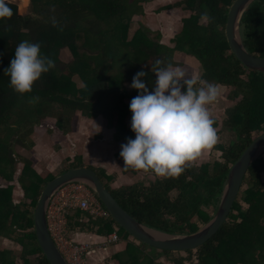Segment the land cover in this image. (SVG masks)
Returning <instances> with one entry per match:
<instances>
[{
  "label": "trees",
  "instance_id": "obj_1",
  "mask_svg": "<svg viewBox=\"0 0 264 264\" xmlns=\"http://www.w3.org/2000/svg\"><path fill=\"white\" fill-rule=\"evenodd\" d=\"M152 1L29 0L32 15L28 16H20L17 5L6 2L13 14L0 19V176L8 182L0 183V239L7 237L21 248L0 246V264H50L35 236L33 208L44 184L55 175L42 177L33 168L35 159L21 157L14 144L33 151L28 136L35 125L53 118L62 133H67L73 129L71 115L77 111L86 117L101 115L114 132L123 130L119 139L126 142L134 133L125 127L124 119L131 115L128 105L137 95V90L129 85L141 68L148 73L145 79L151 85V69L157 59L163 62L161 66H174L175 52L194 57L200 63L203 80L227 88V98L233 104L226 108L223 125L235 133V138L228 146H219L222 159L212 164L191 163L175 177L156 176L146 183L138 180L117 187L111 186L115 176L131 168L107 174L102 167L79 162L70 163L61 171L81 165L91 167L119 204L138 221L168 233H189L210 220L231 166L264 131V73L245 67L231 52L225 34L235 0H181L174 4L175 8L190 12V16L184 18L173 48L161 41V34L152 38V30L145 25L130 40L127 38L133 18L144 17L145 5ZM27 2L20 0L24 6ZM205 11L213 17L211 22L202 18ZM240 32L246 49L264 57V0H255L248 7ZM23 40L39 42L41 52L54 60L55 67L34 82L31 92L20 95L8 86L9 77L3 70ZM62 49L72 52L70 64L60 62ZM74 76L80 79L81 86L72 79ZM17 158L24 166L16 178ZM14 180L22 189L17 201L13 198L14 185L10 184ZM67 226L70 232H93L103 238L116 231L118 239L125 242L123 250L112 255L118 264L154 262L147 258L143 242L110 214L94 217L75 209L67 215ZM161 251L168 256L173 253ZM184 251L186 256L170 257V261L264 264V153L250 166L221 228L205 243ZM17 258H21V263Z\"/></svg>",
  "mask_w": 264,
  "mask_h": 264
},
{
  "label": "clouds",
  "instance_id": "obj_2",
  "mask_svg": "<svg viewBox=\"0 0 264 264\" xmlns=\"http://www.w3.org/2000/svg\"><path fill=\"white\" fill-rule=\"evenodd\" d=\"M12 9L0 0V19L11 17ZM202 18L211 22L207 11ZM55 24V21H53ZM39 42L23 40L13 51L3 73L9 77L13 92L24 95L55 62L41 52ZM157 59L152 67L151 85L141 68L132 77L130 88L137 90L128 109L129 127L134 136L120 145L119 157L124 168L157 177H175L197 160L203 151L218 141L214 120L208 106L219 95L218 86L199 76H186L179 66H161Z\"/></svg>",
  "mask_w": 264,
  "mask_h": 264
},
{
  "label": "rangeland",
  "instance_id": "obj_3",
  "mask_svg": "<svg viewBox=\"0 0 264 264\" xmlns=\"http://www.w3.org/2000/svg\"><path fill=\"white\" fill-rule=\"evenodd\" d=\"M6 1L12 2L17 5V13L20 16L32 15L29 0L25 6L20 4V0ZM179 1L181 0H154L146 4L144 17L141 18L140 16H135L133 18V21L130 23L127 38L130 40L133 37L135 31L140 28L141 25H145L152 30V38H156L158 34H161L160 39L163 43L169 45L171 48L175 47V39L182 30L184 18L190 16V12L185 11L181 8L174 7V4ZM78 50L81 52L82 48L80 47ZM58 58L60 62L64 64H70L72 60V52L69 51V49H62L59 53ZM174 61L176 62L174 66L181 67L186 76L201 77L202 69L200 63L194 57L175 52ZM72 79L76 82L77 86L82 85V82L78 77L74 76ZM217 86L219 89L217 100L213 104L209 105L208 108L214 120L213 126L216 128L218 141L211 149L203 151L201 156L191 163H196L198 165L205 163L212 164L216 160H221L222 150L219 146L221 144L228 146L230 144V141L235 138V133L230 129L225 128L223 125L226 119V108L231 106L233 102L227 98V88L220 84H218ZM55 106H57V104ZM130 117L131 115L126 116V118L124 119V125L129 129ZM70 121L73 125V129H71L67 133H62L61 127L60 125H57L58 122H56V119L45 118L42 124L35 125L33 127L32 133L28 136L31 141L30 147L33 151L18 144H14L13 148L23 158H34L35 162L33 168L42 177H45L49 173L56 175L62 172L61 170L66 168L70 163H84V161L86 160L83 159L84 157L80 159L81 156H77L78 154L76 151L77 149L79 151V147L81 145L83 146L86 140L95 141L100 137H105L108 135H114L115 139H119L122 138L123 135V130L121 133H117L116 131L111 132L112 128L110 129L108 127V125L106 124V120L101 115L95 118H88L77 111L75 112V115L73 117L71 115ZM131 137H133V135ZM94 145V148L96 149L97 146L96 144ZM95 151H97V149ZM119 160L121 161V163L123 162L121 158ZM90 161L97 164L98 158H94ZM23 166L24 163L17 158L16 165L14 167V175L16 178ZM110 168L111 167L108 166L107 170ZM122 168L123 167H121L120 169ZM154 177L156 176L131 169L120 174L117 180L111 183V186L117 187L122 184L131 183L138 180L146 183L148 182V180L153 179ZM1 182L5 184L8 183L4 177L2 178L0 176V183ZM11 183L14 185L13 198L17 201L22 195V189L20 188L17 180L10 182V184ZM120 242L121 240H118L105 244L106 246H103L100 250H97L92 257L86 258L87 264H117V261L113 259L111 255L115 251H117L115 249H121L122 247H124V243ZM0 246L10 249L21 248V246L16 241H13L7 237H2L0 239ZM142 248L145 249L147 258L154 259L153 264H173L169 259L170 257H184L187 255L185 251H173V253L168 256L160 249L143 243ZM17 260L19 263H21L22 261L21 258H17Z\"/></svg>",
  "mask_w": 264,
  "mask_h": 264
},
{
  "label": "water",
  "instance_id": "obj_4",
  "mask_svg": "<svg viewBox=\"0 0 264 264\" xmlns=\"http://www.w3.org/2000/svg\"><path fill=\"white\" fill-rule=\"evenodd\" d=\"M255 0H235L230 7L225 34L234 56L247 68L264 73V57L250 53L241 37L243 14ZM264 153V131L258 134L231 166L220 199L208 222L189 233H168L150 227L129 214L104 185L96 171L86 165L68 168L48 180L33 208V229L39 247L50 264H68L52 239L46 211L53 193L66 183H85L97 196L114 220L137 240L160 250L194 249L210 239L225 223L242 189L252 163Z\"/></svg>",
  "mask_w": 264,
  "mask_h": 264
},
{
  "label": "built area",
  "instance_id": "obj_5",
  "mask_svg": "<svg viewBox=\"0 0 264 264\" xmlns=\"http://www.w3.org/2000/svg\"><path fill=\"white\" fill-rule=\"evenodd\" d=\"M93 195L85 183L73 181L61 186L49 200L46 211L48 231L68 264H87L86 257L93 246L90 242L76 241L70 237L67 215L80 209L94 217L109 216V212ZM117 240L118 235L114 231L104 237L101 244L106 246Z\"/></svg>",
  "mask_w": 264,
  "mask_h": 264
},
{
  "label": "crops",
  "instance_id": "obj_6",
  "mask_svg": "<svg viewBox=\"0 0 264 264\" xmlns=\"http://www.w3.org/2000/svg\"><path fill=\"white\" fill-rule=\"evenodd\" d=\"M98 116H100V115H98ZM88 118H91V117H88ZM111 132H114V130L112 129ZM100 139H102V140H100ZM122 143H124V142L119 140L118 138L115 139L114 135H111V136L108 135L105 137H100L98 140H95V141L94 140L93 141L92 140H86L85 143L83 144V146L81 145L79 147L80 148L79 151L77 149L76 152L78 154L77 156H81L80 159H82L84 157L83 159L86 160V161H84L85 164L91 165L94 167H102L103 169L106 170L107 174H112V173L114 174L116 171L121 170L120 169L121 167H123V162L121 163V161L119 160L120 159V157H119L120 145ZM94 144H96V146H97L96 149L98 152L95 151L96 149L94 148V146H95ZM102 144H104V145H102ZM94 158H98L97 164L90 161V160H93ZM108 166H110L111 168L107 170ZM119 175L120 174H117L115 176V178L113 180L114 182H115V180H117ZM126 184H129V183H126ZM122 185H124V184H122ZM70 237L76 241L90 242L92 244L93 248L89 252V254L87 256L88 258L92 257L93 254H95L97 250H100L103 247V245L101 244V242L103 240V236L98 235V234L93 233V232H85V231L76 230V231H72L70 233ZM121 242L124 243V247H125V242L122 240H121ZM124 247H122L121 249H115V250H117L115 252L123 250ZM112 255H111V257H112Z\"/></svg>",
  "mask_w": 264,
  "mask_h": 264
},
{
  "label": "bare ground",
  "instance_id": "obj_7",
  "mask_svg": "<svg viewBox=\"0 0 264 264\" xmlns=\"http://www.w3.org/2000/svg\"><path fill=\"white\" fill-rule=\"evenodd\" d=\"M118 240H119V239H118ZM118 240H117V241H118Z\"/></svg>",
  "mask_w": 264,
  "mask_h": 264
}]
</instances>
